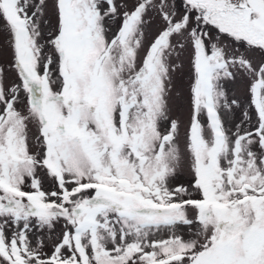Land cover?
Segmentation results:
<instances>
[{
	"label": "snow or ice",
	"instance_id": "1",
	"mask_svg": "<svg viewBox=\"0 0 264 264\" xmlns=\"http://www.w3.org/2000/svg\"><path fill=\"white\" fill-rule=\"evenodd\" d=\"M0 264H264V0H0Z\"/></svg>",
	"mask_w": 264,
	"mask_h": 264
}]
</instances>
